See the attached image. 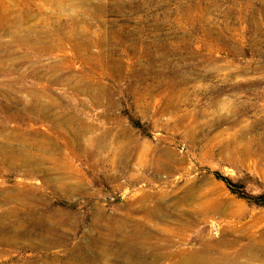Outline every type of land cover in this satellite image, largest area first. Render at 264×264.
Here are the masks:
<instances>
[{"label": "rangeland", "instance_id": "374dc122", "mask_svg": "<svg viewBox=\"0 0 264 264\" xmlns=\"http://www.w3.org/2000/svg\"><path fill=\"white\" fill-rule=\"evenodd\" d=\"M83 71L113 107L72 88ZM64 116L96 133L122 125L182 164L158 175L102 164L105 151L90 161L68 144ZM0 126V264H84L78 246L94 217L125 215L145 190L207 187L242 221L264 223V0H0Z\"/></svg>", "mask_w": 264, "mask_h": 264}, {"label": "bare ground", "instance_id": "6f19581e", "mask_svg": "<svg viewBox=\"0 0 264 264\" xmlns=\"http://www.w3.org/2000/svg\"><path fill=\"white\" fill-rule=\"evenodd\" d=\"M99 70L100 68L98 70L92 68L91 72L96 73ZM87 76L89 77V73L83 71L72 88L77 92L90 91L94 96V104L98 106H104L106 109L113 107L110 89L97 81H87ZM134 93L136 102L141 101L144 93L139 91ZM6 99L10 100V98ZM32 101H34L33 105L41 109L47 108L40 99L33 98ZM41 119H49V116L43 111ZM76 120L72 116H64V121L69 125L73 135L72 140H74L73 143L68 144H71L73 150L75 147H81L82 155L90 161L94 162L99 154L105 151L106 159L100 161L102 164L105 160H109L116 167L133 169L149 167L152 173L158 175L167 171L172 174V171L174 172V169L182 164L181 158L168 151L154 150L150 143L140 140L128 130L129 128L125 129L122 125L116 131L112 128H104L100 130V133H96L100 127L86 124L81 119L80 124L74 126ZM49 121L54 124V120ZM117 123L118 127L122 124L120 120ZM92 132L93 135L84 139L86 134ZM57 134L64 136V133L60 131ZM116 140H119V143L113 145ZM193 141L196 143L195 139ZM218 150L217 153L222 157L224 149L221 144ZM149 155H152L151 161ZM133 177L139 181L140 176ZM71 189L75 190L76 186ZM200 189L202 191L194 187L183 188L182 186L175 191L163 194L159 191L145 190L142 201L139 199L137 206L134 205L135 201L126 202L125 215L106 216L105 213H100L92 220L84 237L86 240L84 245L78 246L83 254V260L80 257L76 258L77 261H84L85 264L90 260L100 264L102 261L115 258L124 264H256L259 260L258 256L264 257V223L258 222L257 216H252L249 221H242V215L229 212L230 207L227 201H223V197V199L217 198L212 201L210 189L202 186ZM168 199L172 201L168 203ZM183 203L187 205H181ZM135 210H139L143 216L134 218L131 213ZM214 215L230 217L215 222L211 220ZM149 217H155L164 223L150 225L144 220ZM62 222H65L64 218L56 220L57 224ZM212 224L217 227L215 236L210 232ZM94 230L107 231L108 238H94L92 235ZM112 242L118 246L115 251L109 250ZM185 242L194 247L184 248ZM98 244L101 246L97 247Z\"/></svg>", "mask_w": 264, "mask_h": 264}, {"label": "trees", "instance_id": "16d2710c", "mask_svg": "<svg viewBox=\"0 0 264 264\" xmlns=\"http://www.w3.org/2000/svg\"><path fill=\"white\" fill-rule=\"evenodd\" d=\"M223 180H224V182L231 188V189H233L232 188V182H231V180H229L228 178H222ZM260 197H263V196H260ZM246 198H248V199H251L250 197H246Z\"/></svg>", "mask_w": 264, "mask_h": 264}]
</instances>
